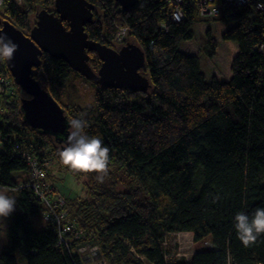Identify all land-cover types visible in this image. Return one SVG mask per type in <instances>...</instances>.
<instances>
[{
  "label": "trees",
  "instance_id": "16d2710c",
  "mask_svg": "<svg viewBox=\"0 0 264 264\" xmlns=\"http://www.w3.org/2000/svg\"><path fill=\"white\" fill-rule=\"evenodd\" d=\"M23 1L6 0L0 22L29 35L38 13L53 12L56 0ZM92 3L89 39L118 51L117 30L128 28L126 44L135 39L143 50L141 72L151 87L146 93L100 87L45 53L32 77L65 111L69 139H57L24 120L26 95L0 45V72L10 75L14 89L0 92V186L16 194L0 264H19L17 254L25 264H86L60 244L33 189L20 188L30 181L22 153L84 180L85 197L67 199L70 220L85 236L74 249L94 243L108 264H264V0L240 6L211 0L218 16L208 18L199 14V0H180V22L171 18L169 0H139L129 12L115 0ZM208 22L233 24L222 34L238 45L230 81L208 79L202 58L182 51L196 38L197 24ZM206 36L203 55L214 58L218 41L210 31ZM88 63L95 73L102 65L91 52ZM73 79L95 88L92 110L67 100ZM113 165L124 171L123 180L110 171ZM185 232L194 235L193 258L170 261L167 236Z\"/></svg>",
  "mask_w": 264,
  "mask_h": 264
},
{
  "label": "water",
  "instance_id": "95a60500",
  "mask_svg": "<svg viewBox=\"0 0 264 264\" xmlns=\"http://www.w3.org/2000/svg\"><path fill=\"white\" fill-rule=\"evenodd\" d=\"M115 2L129 12L139 0ZM95 11V5L85 0H56L53 12L43 9L38 13L36 25L29 35L12 23L0 22V45L6 66L26 95L21 106L24 120L31 128L50 133L57 139H69L70 124L65 111L32 77L45 53L54 60L69 64L75 73L100 87L137 93H146L151 87V82L141 72L146 61L138 45L128 43L117 51L89 39L85 28L93 22ZM90 52L96 54L102 63L97 73L89 66ZM71 138L75 140L77 137L73 135Z\"/></svg>",
  "mask_w": 264,
  "mask_h": 264
},
{
  "label": "rangeland",
  "instance_id": "374dc122",
  "mask_svg": "<svg viewBox=\"0 0 264 264\" xmlns=\"http://www.w3.org/2000/svg\"><path fill=\"white\" fill-rule=\"evenodd\" d=\"M231 27H233V24L231 23L208 22L197 24L195 27L196 38L182 46V51L186 55H199L200 58H202V69L208 79L216 78L220 82L232 79L231 67L238 52V45L232 41L224 42L222 39V34L230 30ZM208 31H210L218 41L219 49L214 58H207L203 55V49L207 37L206 34ZM133 42H135V39H132L130 43ZM70 81V88L66 94L67 100H71L74 104L83 109L89 108L92 110L95 105V88L88 83L82 82L80 79H73L71 83ZM80 149L83 154L85 152L83 150L86 149L85 145L82 144ZM57 166V163L51 165L49 170V182L56 185L60 193L69 200L73 201L74 199L85 197L86 185L84 184V180L74 174L60 172L57 170ZM118 167V165H113L110 167V171H112L116 177L123 180L125 178V173ZM21 178L22 176L18 177V181ZM15 199L16 194L14 190L3 191L0 189V252L4 251L8 244L6 226L9 221H7V219L10 213L13 214L16 211V205L14 203ZM33 223L36 226V229L40 230L38 219H33ZM191 237L194 236L187 233H174L167 236V239L165 240L166 246L164 247L166 256H168L170 261L175 259L186 261V259H190L191 253L194 252V248L192 244H190ZM17 261L19 264H25L19 254H17Z\"/></svg>",
  "mask_w": 264,
  "mask_h": 264
},
{
  "label": "built area",
  "instance_id": "2783aa9c",
  "mask_svg": "<svg viewBox=\"0 0 264 264\" xmlns=\"http://www.w3.org/2000/svg\"><path fill=\"white\" fill-rule=\"evenodd\" d=\"M6 0H0V7L5 4ZM19 6L23 5V0H13ZM92 2L93 0H85ZM211 0H199V14L203 18L215 17L218 16V8L210 4ZM252 0H227L231 4L240 6L247 5L251 3ZM180 0H169V5L172 9L171 18L175 22H180L184 20V15L180 9ZM259 10L263 9V4L261 2L257 5ZM171 11V10H170ZM164 28V26H163ZM129 35V29L126 27L118 28L117 33L115 35V43L117 45H123L126 43V39ZM0 62H2V58L0 57ZM8 73L0 72V92H12L14 89L12 88V79L9 77ZM2 140L0 139V149H2ZM21 154V153H20ZM23 157L27 160V164L30 168V181L25 186H20V188H32L35 197H37L40 205L42 204L47 209V214L45 215V221L50 226L51 229H55L58 234V239H60V244L64 245L70 253L76 252L82 260L86 262V264H108L107 260L104 259L101 255V248L91 242H84L79 245L76 249L73 248V243L84 241L85 236L81 229L77 228L74 222L70 220L69 213L71 211L70 206H68L67 198L60 193L55 185L49 183V174L46 173L44 168H51L50 160H45L42 164H39V158L36 155L30 153H22ZM3 191L14 190L10 187H1ZM189 235H193V233L185 232ZM184 233V234H185ZM72 235V243H68L66 241V235ZM194 237H191V243L193 244ZM166 246V242H164ZM128 247L130 250L135 253L134 247L130 243H128ZM194 252L191 253L190 259H186L189 261L193 258Z\"/></svg>",
  "mask_w": 264,
  "mask_h": 264
},
{
  "label": "crops",
  "instance_id": "0c3cea01",
  "mask_svg": "<svg viewBox=\"0 0 264 264\" xmlns=\"http://www.w3.org/2000/svg\"><path fill=\"white\" fill-rule=\"evenodd\" d=\"M228 81H230V80H228ZM227 82V81H226ZM50 178V177H49ZM50 183V182H49ZM51 184V183H50ZM54 185V184H53ZM56 186V185H55ZM58 189V188H57ZM68 199V198H67ZM78 199V198H77ZM69 200V199H68ZM9 220V219H8ZM9 224H10V220H9V223L7 224V226H6V228H7V235L6 236H8V234H9V231H8V226H9ZM189 261H191V260H189ZM147 264H149V263H147Z\"/></svg>",
  "mask_w": 264,
  "mask_h": 264
},
{
  "label": "bare ground",
  "instance_id": "6f19581e",
  "mask_svg": "<svg viewBox=\"0 0 264 264\" xmlns=\"http://www.w3.org/2000/svg\"><path fill=\"white\" fill-rule=\"evenodd\" d=\"M126 44V43H125ZM125 44H123L122 46H124Z\"/></svg>",
  "mask_w": 264,
  "mask_h": 264
},
{
  "label": "flooded vegetation",
  "instance_id": "af4514ba",
  "mask_svg": "<svg viewBox=\"0 0 264 264\" xmlns=\"http://www.w3.org/2000/svg\"><path fill=\"white\" fill-rule=\"evenodd\" d=\"M89 2V1H88ZM92 3V2H91Z\"/></svg>",
  "mask_w": 264,
  "mask_h": 264
}]
</instances>
